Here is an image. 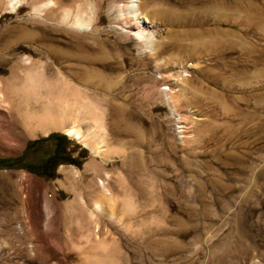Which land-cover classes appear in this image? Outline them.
Returning a JSON list of instances; mask_svg holds the SVG:
<instances>
[{"label":"rangeland","instance_id":"1","mask_svg":"<svg viewBox=\"0 0 264 264\" xmlns=\"http://www.w3.org/2000/svg\"><path fill=\"white\" fill-rule=\"evenodd\" d=\"M58 1L45 21L0 5V78L23 77L25 58L42 64L50 82L99 106L104 145L122 156L104 161L63 130L6 124L0 264H89L99 253L87 235L116 245L114 264H264V0H139L161 24L147 29L161 57L186 68L183 141L162 92L177 90L175 70L158 73L120 28L121 0ZM63 9L93 10L96 31L59 24ZM98 180L113 220H89Z\"/></svg>","mask_w":264,"mask_h":264},{"label":"bare ground","instance_id":"2","mask_svg":"<svg viewBox=\"0 0 264 264\" xmlns=\"http://www.w3.org/2000/svg\"><path fill=\"white\" fill-rule=\"evenodd\" d=\"M58 2L60 1L0 0V5L3 6L4 14L15 13L20 7L28 5L34 17L45 21L50 15L53 16V8L58 5ZM150 12L145 11L139 0H121V5L118 7L121 21L119 26L136 38L140 48L146 50L147 57L155 63L158 73H167L166 69L168 72L175 70L174 78H171V75L168 76L177 90L171 92L167 88L162 92L170 112L176 119L179 139L183 141L188 136L187 129L189 127L187 128L185 120L177 115L176 105L180 94L188 83L186 76L182 75L186 68L181 63L178 65L169 64L164 60L165 58L161 57L163 45L160 38H154L153 32L147 31V29H154L161 24L156 21V15ZM87 14L83 10H77L74 14L63 9L56 21L72 28L76 33L85 35L87 29L91 32L96 31L94 24L96 18L93 10L91 15ZM188 68L193 69L191 66ZM23 70L25 71L23 77L18 74V71L11 69L8 78H0V132L9 131L11 127L6 124L14 123L21 124L31 136L37 132L46 136L52 130H63L66 136L89 149L101 160L111 161L122 156L119 149L104 145L103 113L96 103L86 99L78 91L69 89L65 82H50L45 77L43 65L29 58L23 60ZM83 123H90L88 127L86 126L85 132L80 128ZM98 186L100 199L91 203L89 220L93 221L94 217L100 216L113 220L115 217L112 211V201L106 183L98 180ZM122 205L123 212L127 215H131L135 211V206L131 207L127 200H123ZM97 228L98 225L95 223V232L98 231ZM92 236L93 240L89 239V241L87 235L86 242H90L93 252L96 251L99 254L87 262L89 264H114L112 255L117 251L116 245L113 242H106L105 239V242L99 240L96 235Z\"/></svg>","mask_w":264,"mask_h":264},{"label":"trees","instance_id":"3","mask_svg":"<svg viewBox=\"0 0 264 264\" xmlns=\"http://www.w3.org/2000/svg\"><path fill=\"white\" fill-rule=\"evenodd\" d=\"M54 158H55L54 156L48 158L46 160V163L44 165H42V166H44V168H46L47 166H49L53 162Z\"/></svg>","mask_w":264,"mask_h":264}]
</instances>
